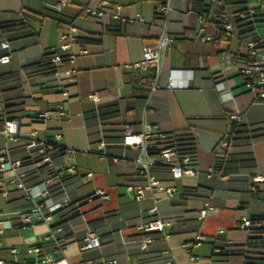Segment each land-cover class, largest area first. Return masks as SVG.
I'll use <instances>...</instances> for the list:
<instances>
[{"label": "crops", "instance_id": "crops-1", "mask_svg": "<svg viewBox=\"0 0 264 264\" xmlns=\"http://www.w3.org/2000/svg\"><path fill=\"white\" fill-rule=\"evenodd\" d=\"M90 1L72 0L56 10L51 6L56 0H0V22L17 23L0 31L10 55L0 63V127L4 120H15L19 131L16 141L0 133V148L21 160L25 185L49 179V197L61 204L47 221L26 223L21 213L35 208L40 198L25 197L0 172V219L11 224L0 233V257H12L15 247L22 252L18 258H25V248L38 244L42 253L73 264H264V181L251 179L264 173V99L237 86L241 79L232 65L244 51V40L240 43L235 34L217 39L221 24L206 20L205 0H169L163 15L155 12L156 0H111L102 16L83 14L81 6ZM201 18L209 40L195 38ZM253 19L256 34L264 36V11L256 8ZM71 26L86 36L88 48L74 60L68 54L77 46L59 47ZM163 30L174 40L163 57L159 87L152 90L151 71L131 64ZM54 52L62 60L50 64L54 72L49 74L44 63ZM69 69L75 70L72 77L65 74ZM224 78L229 88L220 93L215 83ZM92 92L98 101L89 97ZM47 108L54 109L51 117L35 120ZM231 109L240 112V121L228 119ZM126 124L135 132L152 131L146 140L150 149L167 144L158 133L190 128L197 173L172 179L168 167H152L163 185H175L177 191L166 196L155 190V201L133 199L125 184L144 176L133 163L139 148L122 143ZM32 135L55 144L48 152L52 166L40 164L41 154L26 148ZM223 135L227 148L218 145ZM100 142L104 145L97 148ZM92 156L104 162L97 165ZM71 163L75 172L68 173ZM98 188L106 197L95 193ZM205 201L215 208L199 218ZM153 204L155 214L149 211ZM43 213L48 211L43 208ZM243 216L255 221L258 241L237 227ZM153 217L168 224L164 231H151L153 240L141 247L135 225ZM219 228L224 231L217 233ZM88 229L98 233V247H84ZM198 236L201 243L195 244ZM226 239L232 242L227 245Z\"/></svg>", "mask_w": 264, "mask_h": 264}, {"label": "built area", "instance_id": "built-area-1", "mask_svg": "<svg viewBox=\"0 0 264 264\" xmlns=\"http://www.w3.org/2000/svg\"><path fill=\"white\" fill-rule=\"evenodd\" d=\"M94 1V4L91 3ZM90 2L81 6V10L85 15L102 16L105 12V7L111 0H91ZM211 2H219L221 0H205ZM246 1V10L242 13L252 15L254 17L256 8L264 11V0H254L257 4L252 5L249 1ZM72 0H56L51 6L60 10L65 5L70 4ZM170 9L169 0H156L155 2V12L157 15H163ZM217 18L222 20L221 26L226 35L233 34V25L229 21V15L218 14ZM201 25L198 31L195 33V38L200 41H205L211 39V35L205 30L203 25V19L201 18ZM174 38L169 35L165 30H163L156 39L154 46H147L142 52V57L140 60L131 64L134 69H148L153 74V84L151 89L154 90L159 87L157 81L160 70L163 64V57L168 49L171 48ZM75 45L78 47L76 52H70L68 54L71 60H74L75 56L78 54H83L88 51V48L79 39V34L74 27H69L66 33V39L63 40L59 47L61 50H66L70 46ZM8 43L4 40H0V63H6L10 59V55L5 50L8 49ZM244 51L242 53L236 54V61L232 65L233 73L240 77L241 82L237 85L239 89L248 91L253 94L255 99H264V36H257V38L245 39L243 41ZM222 58H229V54H223ZM62 60V56L59 53H52L50 61L52 63H58ZM74 69H69L65 71V74L72 77ZM172 81L170 80L167 87H171ZM217 90L222 93L225 89L229 88L226 78L219 80L215 83ZM89 97L93 101L99 100V95L96 92L90 93ZM4 108V105L0 103V110ZM60 110V109H59ZM54 109L47 108L37 112L34 116L37 121H45L49 119L53 114ZM61 112V110H60ZM228 119L232 122H238L241 120V114L238 110L231 109L228 114ZM152 131L143 127L142 131L135 132L130 129V124L125 125V130L122 136V143L124 145L136 146L139 148V154L133 158V163L135 164L136 172L139 175L144 176V180L141 182H130L125 184L127 193L135 200H141L146 197H151L154 201L156 197L153 191H162L166 196H172L173 193L177 191L175 185H163L158 178L152 173V167L166 166L172 179H179L183 176H192L197 173L195 164L193 161V156L190 154H179L175 147V137L174 133L165 134L158 133V136L166 140V145L150 149L146 140ZM0 133L3 134L8 140L16 141L19 137L18 124L15 120H4L2 127H0ZM60 134H55L58 137ZM104 143L100 142L97 148L103 147ZM218 145L227 148L229 146V140L226 135H223L219 141ZM27 149H36L40 154L38 159L39 163L42 165L52 166V159L48 155V152L55 148V144L48 139H36L33 135L26 143ZM65 152H71L70 148L65 149ZM103 153V151H100ZM66 170L68 173L75 172V164L71 163L67 166ZM0 172L8 176V182L12 184L16 189H21L24 191L25 197L35 198L39 197L40 202L38 205L30 211H25L21 213L22 218L26 223L32 222L36 219H41L47 221L50 218L49 212L57 209L61 204L51 201L49 197V189L47 186L48 180L41 181L40 183L34 185H25L23 178L26 176V172L21 170V160L12 159L10 157L9 151L6 147L0 148ZM217 175H221L222 171L220 169H215L213 171ZM253 182L264 181V173H255L251 177ZM95 193L101 197H106L105 192L102 189H96ZM3 195H6L5 190L2 191ZM43 208H45L48 213H43ZM214 206L209 202L205 201L203 208L198 210V217L204 218L209 212L214 210ZM151 213L155 214L157 212V207L153 204L149 210ZM1 214V212H0ZM0 233L4 229L11 227V224H3V220L0 219ZM168 224L167 221H163L159 217H153L147 221L139 222L135 225L136 231L139 233L137 241L140 243L141 247H146L148 243L153 240L151 236V231H164L165 226ZM237 227L245 232L247 238L251 241H258V227L250 217L243 216L237 222ZM223 228L217 229V233H222ZM167 236V235H166ZM84 247H98L100 245L99 235L96 231L88 229L83 237ZM232 242L231 239H226L225 243L228 245ZM195 244L201 243V237L198 236L194 240ZM189 244L185 243V246ZM10 252L12 257L4 258L0 257V264H73L64 257H53L49 254H44L41 251V247L38 244L27 246L24 250L25 258H18L22 254L19 248H11ZM191 258H197L195 255ZM173 262L169 260L168 263Z\"/></svg>", "mask_w": 264, "mask_h": 264}, {"label": "trees", "instance_id": "trees-1", "mask_svg": "<svg viewBox=\"0 0 264 264\" xmlns=\"http://www.w3.org/2000/svg\"><path fill=\"white\" fill-rule=\"evenodd\" d=\"M204 15L206 20H217L216 22L221 24L222 20L217 18V15L227 13L229 15V21L233 25V34H235L239 42L241 43L245 39H254L257 38L256 28H255V20L252 15L245 13L242 14L246 10V1L245 0H221L219 2H211L206 1ZM60 22L59 19H57ZM15 22H0V31H9L13 28ZM220 36L217 39H225L227 36L225 35L222 26H220ZM79 39L82 43L86 42V36L79 35ZM50 59L46 60L44 65L47 68H50L49 74H53L54 69ZM40 65V62L35 63ZM52 66V67H51ZM153 80V74L150 75ZM235 123V122H233ZM175 137V147L179 154H190L194 155L196 153V142L193 131L188 129L178 130L174 132Z\"/></svg>", "mask_w": 264, "mask_h": 264}, {"label": "rangeland", "instance_id": "rangeland-1", "mask_svg": "<svg viewBox=\"0 0 264 264\" xmlns=\"http://www.w3.org/2000/svg\"><path fill=\"white\" fill-rule=\"evenodd\" d=\"M91 158L93 159V163H96L97 165H100L101 163L104 162L103 160H97L96 156H92ZM3 196H5V195H3Z\"/></svg>", "mask_w": 264, "mask_h": 264}]
</instances>
